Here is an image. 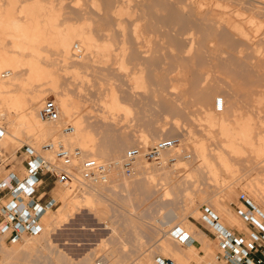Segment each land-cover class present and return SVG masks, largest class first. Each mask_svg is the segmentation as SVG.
Returning a JSON list of instances; mask_svg holds the SVG:
<instances>
[{
    "label": "rangeland",
    "instance_id": "1",
    "mask_svg": "<svg viewBox=\"0 0 264 264\" xmlns=\"http://www.w3.org/2000/svg\"><path fill=\"white\" fill-rule=\"evenodd\" d=\"M5 1L6 0H0V3L2 2V4L5 5L7 4L8 0L6 1V3ZM24 1L22 2L24 3ZM26 1L28 2V0ZM26 1L25 3H27ZM56 1L58 4L56 3ZM65 1L66 0H54L55 3H53V0H43L41 3L42 5H44L43 3H46L47 6L49 5V3L53 5L55 4V7H59H56V9L57 11L60 10V15H62V12L66 11L65 14L61 16L62 18L59 17L61 19V22L69 21L70 23L67 22L68 24L79 25V23L82 24V22L84 23V21H86V24H92H89V28L87 27V29L85 30L94 36L93 38L95 39L97 44L102 43V41L104 40L108 42L110 48L106 52L96 51L93 49L86 50L84 47L76 43V46L79 47L82 51V54L79 56V58L83 56L81 57V59L83 60L80 61H89L91 64L86 62L87 65L84 68L83 66H85V64H82L83 62L81 63V66L79 65L80 61L71 60L75 62L74 67L79 65L77 67V70L79 69L78 75H80V77L82 78H80L79 76L76 77L74 74H72L70 68H67L69 69V71L67 70V72L64 71L65 69H63V66L61 65L52 68V72L54 74L57 73L58 75L57 84L59 85H57V90L55 91H53L52 89L50 90V88L52 87L48 88L49 85L47 84L43 86L40 83H38L39 85L33 83V89L37 90L38 88H42L40 90H43L45 93H43L44 98L42 99L37 111L46 99H52L58 105L56 101L58 93L61 94L62 92L63 94L64 91L65 94H68L71 91L69 95L73 96V98L76 99L79 105L78 107L81 110L78 111H80L81 117L84 121V125L89 126L96 132V152L99 154H104V157H102V161L120 159L127 149L134 146H143L144 148L151 146L155 142L160 140L158 138H154L158 135L165 136L164 139L176 138L179 140V145L176 148L172 149L174 151L170 150L162 154L161 158L164 157L167 160V163H165V165L163 162L159 165L150 161L143 160L141 165H144L145 163L146 165H149L148 169H146L145 171L144 169H138V166H136L135 174L133 176L123 177L121 179L119 178V180L115 184H111L109 182L106 185L100 184L99 186H91V188L86 190L88 192L90 191L91 193H93L92 195H94L90 197L89 203L81 201L73 202L74 199L78 200L81 198L80 195L82 194V192L79 194H75L74 192H72L68 196V205L65 208V217L62 222H60L57 226H52V224H47L49 220H44L45 233L43 232V234H40L41 236L38 235L39 237L34 236L35 238H25L23 241H20L19 245H21V251H24L26 248H28L26 249L27 251L25 250V252H23L25 255H27L25 257V255L23 256L21 252V260H18L14 263L79 264L81 263V259H84L86 264H98V262L102 264H147L148 262L150 264H154V260L156 257L169 258L163 255L158 250V244L161 238L165 239L173 247V249L179 253L181 258L189 256L190 253L195 256L194 253L196 252L199 257L196 256V260H192L191 264H218L215 261V243L212 242V238L206 230L207 227L200 220L201 207H210L220 217L224 225H227V227L233 228L240 233H245L250 227L237 216L238 209H242V206L238 202L239 194L245 193L252 206L254 208H257V210L263 214L264 202L255 199L250 193H248V191L244 187L246 183L245 179L247 177H255V170L244 173V171H247L248 168L239 161L236 163H230V166L226 169H223L220 163V166L217 164V160L215 158L216 156L213 154H216V152L220 151L225 152L226 154L227 149L223 151L224 149L222 147V149L220 150L222 142L218 140L217 136L215 139L214 136L216 134L205 133L206 131L204 130L208 129V126L205 127L206 123L204 120V115L208 112L207 110H211L210 115L212 117V123L215 124V129L219 128L218 125H220L221 123L228 127L237 129L239 126H242L244 124L243 120L249 119L251 124L253 142L257 144V135L264 137V65H262L264 64V5L259 3L258 6H260V4L262 6L258 7L256 6L257 2L255 3L254 1V3H251V1L253 2V0H233L234 2H232V0H193L192 3L195 5H191L190 2L187 3L188 0H117L119 2H117L116 0H92V2L91 0H79L78 2L76 0ZM86 1H89L90 3ZM96 1H98V3H96ZM215 1L216 3L217 1L218 3L221 2L224 7L226 6L225 9L227 10L228 8L227 13H230V15L232 14L234 16L239 12V14L241 15V21L240 18H238V15L234 17L231 16L229 18V21H231V23L228 20L226 21V23L228 22L234 25L236 22L238 23L240 21V23H242L243 30L247 33V38L249 37V39L243 38L242 35L241 37L238 36L239 33L236 34V30L234 29L233 31L230 24H228V26L225 23H222L218 26V24H215V22H212L210 19V21L207 20L209 18L207 10L214 7ZM239 1L244 5H242V3H239ZM259 1L264 2V0ZM19 2L21 3V0ZM114 2L116 3L114 4ZM199 2L202 4V6L204 5L205 7H203L204 9L202 8L203 18L201 16H197L196 12L194 13V10L196 9ZM124 4L126 7L124 6ZM207 4H210V7H208ZM96 5H98L100 8ZM109 6H111L112 8L115 6V9H112ZM103 7L106 9V11H104L105 9H103ZM224 7H222L221 9H224ZM255 7L261 9L259 10L257 8V11ZM95 8L98 13H96V11L94 10ZM98 8L100 10V13ZM109 8L112 10V13L114 11H118L119 9H124V11H122L123 15H121L122 13L120 14L121 16L116 15L114 14L115 12L113 14H111L110 12L109 14V11H111ZM246 8H248V10ZM75 10L76 12H78L79 10L78 15ZM235 10L237 11L236 13ZM125 11H127V13H125ZM219 11V9L215 10L214 19L216 16H220ZM254 11L256 12L254 13ZM71 12L75 13L73 16L76 19L71 16L73 14ZM87 12H93V14H88ZM105 12L108 14V17H106L107 14ZM257 12L260 13L256 15ZM242 13L243 15H245V17L242 15ZM99 14H102V16H99ZM126 14L127 16L129 15V20ZM204 15L207 16V18ZM117 16L118 18H116ZM84 17V21L83 19H79ZM249 17H252L251 19L255 20L258 19L257 21H259L260 24V26L258 25V29H256V23H258L257 21H254V26L252 23V25L250 23L248 24ZM201 19L203 20L201 21ZM115 20H118L117 22L119 25L117 24V22H115ZM216 20H218V17ZM110 23H113L114 26ZM99 25L101 27V31L104 29L102 32L98 31L100 29ZM117 25L119 26V29ZM135 25H138V27ZM96 26H98L99 29L96 28ZM208 26L210 27L209 29ZM248 27L250 30L248 29ZM140 30L142 31L140 32L141 34L139 33ZM187 32H190L193 35H188ZM225 32L227 33V35ZM143 33H145L146 35H142ZM213 33H215V36ZM229 34L235 35V37L232 35L230 36ZM144 36L146 37L144 38ZM189 36H191V38H189ZM221 36L223 37L222 40ZM216 38L218 39V41ZM228 38L229 40H227ZM237 39L239 40L237 41ZM147 40L149 43H147ZM191 41L194 43H192ZM145 42L148 46H145ZM225 42L228 43L225 44ZM210 44H213L211 45L212 47L210 46ZM220 44H222L223 47ZM46 46L44 47L48 48V46ZM188 46L189 49L187 51ZM214 47L217 50H215ZM241 47L244 49L242 50ZM210 48L213 49L210 50ZM50 49L51 50L49 51H51L52 53H49L48 49H45L48 52H42L44 56H46V54L48 53L47 58H50L53 55V52H55V50L53 51L51 47ZM184 50H186L188 53ZM193 50L194 52H192ZM258 50L260 52H258ZM50 54L52 55L50 56ZM103 55L109 56V62H107L106 65L102 64ZM54 56L58 57V55L56 54ZM54 56H52L51 58L56 59V57L54 58ZM121 58H124L123 62L126 66V72H118L117 70V66L119 64L118 62H120ZM189 58L192 59L190 60ZM181 59L183 61L184 59L187 60L183 62ZM137 60L141 61L139 62ZM189 61H193L191 63L193 66L189 64ZM182 62L184 65L182 64ZM185 63H188L191 66ZM108 64L109 67L105 68L108 66ZM156 64H158L160 67H158V65ZM171 64L174 66H171ZM175 64L177 67L178 64H180L179 67L182 65L181 69L189 66L186 69L184 68L188 73H185L187 74L185 76H188L189 72L193 70L192 72H194V76L192 75V72H190V77H200L196 80H194V78L192 77L193 79L191 78L192 80L190 81V78L188 76L189 80H186L184 82L182 81L185 85L187 83H190L187 84V86H184V84L178 80L173 81L172 83L170 82L172 85H174L175 83L176 88L179 87L178 89H180V91H177L178 93L172 90L175 95L181 94L182 96H187H185V98L183 97L184 99L180 102H171L168 106L164 101L165 95L167 94L166 91L168 90L167 88L169 87H165V89L164 86L167 84L168 86L170 85L169 81L166 82V84L165 81H167V79L169 80V78H174L171 75L177 76V72L180 68L177 70V72H175ZM69 65L71 66V64ZM140 65L141 67H138ZM256 66L258 68H260V66L261 68H263L257 69ZM190 67H193V69ZM166 68L167 71H165ZM188 68H190V70H188ZM169 69L172 71L170 73V77L168 78V72H170ZM198 69H203L201 70V74L203 72L206 73H204L202 76L200 72H197ZM153 70H155L156 72ZM160 70L162 72L165 71V76H156L155 74V77H165V80L162 79L165 84H163L164 86H158L157 82H153L155 78L154 73H162L160 72ZM183 72L186 71L183 70ZM259 72L263 75L261 74L260 76ZM4 74L6 73H3V75ZM196 74L198 75L195 76ZM178 76L177 77L179 78V80H181L180 75ZM74 77L78 79L76 80V78ZM130 77H141L142 84H144L142 85L143 87L131 90L130 86H132V83L130 84ZM73 79L75 80L73 81ZM155 79L157 81V78ZM200 80H202V83ZM127 81L129 82L127 83ZM179 83H182L181 87L183 88H180V85L177 86V84ZM70 85L72 87H70ZM111 89H115L120 95L131 93L130 95L133 96L132 103H130L132 106L129 107L130 114L126 117L120 114L116 125L112 123V119L103 120V116L100 115L102 111H104V103L107 100L105 94ZM122 91H124L125 93H122ZM171 93L172 92H170V95ZM175 95L172 97H176ZM217 98L222 99V111L226 113L225 115H220L221 111L219 112V110L215 109L214 102ZM61 118L62 116L60 115V119ZM62 122H64V124L68 123L66 121ZM238 123L241 124L239 125ZM68 124L73 126L71 123ZM44 125L46 129H52L55 134L52 137L47 138L45 141L42 140L43 142H36L32 138L27 139L26 134L23 133V131H19L17 134H15L16 141L12 146L7 145L6 143H4L6 141L1 140L0 148L3 149V158L5 159V164H8L9 167L12 168L17 169V166H19V168L22 167L23 169L24 166L21 165V161L26 157L24 154V148H26L27 146H30L40 152L41 147H43V145L49 141H55L58 139L62 140L64 138L68 140L66 136L63 137L64 135L61 136V134H59L60 128L58 125H50V123H45ZM52 125L58 128L55 129L56 127H53ZM0 127L3 128L5 134H8L9 124L4 119V117L0 118ZM58 129L59 132H57ZM143 135L147 136L146 140L149 141L148 143H146V145L145 141L140 138ZM202 135H204V137ZM208 136L209 138H207ZM214 140L218 142H215ZM201 141L203 142V144L201 143ZM199 145H204L205 150L207 147H209V149L207 148V150H210L211 153L210 151L207 152V150L205 151V153L207 154L210 162H215L213 163V165H215V169H220L216 182L212 181V178L208 177L207 174H205L203 171H199L197 169V164L199 163H197L198 160L196 157L197 155L195 147ZM72 147L80 148L78 146ZM213 149H217L218 151L216 150L215 152V150ZM80 150L82 151L81 148ZM248 150L250 149L248 148ZM181 151L189 154L190 158H183ZM173 152L176 153L175 155L178 154V156H175ZM245 154L246 156L249 155L248 152ZM228 155L229 154L227 153L225 157H227ZM213 156H215V159L211 161ZM229 158L227 157V159ZM0 170L3 174H5V169L3 168V166H1ZM160 170H167L166 173H168L169 177H167V174H165V172L164 174L162 171L160 172ZM177 170L179 172H177ZM155 171L160 175L162 173L161 177L164 175L163 180L165 179V176L167 177L166 179L170 178V184L176 182L178 183V185L175 187L169 185L171 186L169 187L171 195L166 200H162L160 198L161 193L160 191H157L158 186L156 188L154 187V185H152L151 187H147L145 185V181L147 182V175L152 173L155 176ZM174 172L177 173L175 174ZM242 173H244L245 175ZM178 174L182 176L178 177ZM220 174L221 177L219 176ZM242 175L244 177L246 175L248 176L243 179ZM158 177L156 176L157 179L160 178ZM160 179L161 181H163L162 178ZM112 185L114 186L111 187ZM228 185H231L230 187H232L233 189H235L234 191H236L235 196L233 195L234 197H232L233 199H226L225 197L224 192ZM66 189L67 187H62L57 184L43 188L42 192L49 193V191H51L50 193L53 197H55L57 205H60L61 200L58 198V193H61ZM147 190H150V192H148ZM217 201H224L226 207L229 208L231 215L222 216L220 213H218L214 206L215 202ZM170 214L174 216V220L172 221V223H170L169 226H164L163 223H165L167 219L169 220V217L171 218ZM260 221L264 223V215ZM185 226H188V228L192 229L194 234L201 233L202 235H204V245L206 246H200V243L196 241L193 246H195L197 250L195 252H191L190 248L181 246L180 244L175 242L172 237L169 236V231L172 230V228L179 227L182 228V230H185ZM164 233L165 236H163ZM36 237L38 238L36 239ZM28 239H32V241L28 242ZM32 242H34L35 244H33ZM1 243L7 249H11L13 246V244L11 243H4L0 240V244ZM31 243L33 246L30 245ZM27 244L28 246H26ZM209 246H211L214 250L213 254H210L209 250L207 249ZM24 247L26 248L24 249ZM23 257H25L26 259H24ZM143 260H146L148 262L146 263V261L144 262ZM172 261L174 264H186L181 260Z\"/></svg>",
    "mask_w": 264,
    "mask_h": 264
},
{
    "label": "bare ground",
    "instance_id": "2",
    "mask_svg": "<svg viewBox=\"0 0 264 264\" xmlns=\"http://www.w3.org/2000/svg\"><path fill=\"white\" fill-rule=\"evenodd\" d=\"M2 1V0H1ZM7 1V0H6ZM5 1V3H6ZM20 0H8L7 4H2V2L0 3V118L1 117H4V119L8 122L9 124V128H8V134H3L1 140H4L6 142L7 145H14L15 143V134H17L19 131H23V133L26 134V138L27 139H34L36 142L38 141H45L47 138L49 137H52L55 132L52 130V129H46L44 126V121H42L40 118H39V115H38V107L42 101V99L44 98V91L43 90H40L42 88H38L37 90L33 89L32 87H34L33 83H40L42 84L43 86L44 85H49V87H52L50 88V90L52 89L53 91L57 90V80H58V75L57 73H53L52 72V68L54 67H57V66H63V69H65L64 71L67 72V70L69 71V69L67 68H70V71L72 72V74H74L76 77H80L79 72L77 70V67L79 65H81V63L83 61H80V60H83L81 59V56L79 58V55L76 54V50H74V47L76 46V43H78L80 46L84 47L86 50H96V51H101V52H106L109 50L110 46L108 44L107 41H102V43L100 44H97L95 39L93 38L94 36L91 35L88 31H86L85 29H87V27L89 28V24L88 21L86 24V21H84L85 17L84 18H79V19H83L84 23L82 22V24L79 23V25H75V24H68L67 22H61L60 18L63 14H65V12H62V15H60V10L57 11L56 7L53 5V4H50L47 6L46 3H43L44 5H42V1L40 2L39 0H28L27 3H25L24 0H21V3L19 2ZM24 1V3L22 2ZM60 1V0H59ZM67 1V0H66ZM65 1V2H66ZM77 2L79 0H76ZM90 1V0H89ZM89 1H86V2H89ZM95 1V0H94ZM114 1V0H113ZM112 1V2H113ZM117 1V0H116ZM187 1V0H186ZM193 0H188V2L191 3V5H195L192 3ZM201 1V0H200ZM212 1V0H210ZM220 1V0H219ZM225 1V0H224ZM230 1V0H229ZM238 1V0H237ZM240 1H243V0H240ZM239 3H242L240 2ZM251 1V0H250ZM255 3L257 2V5H259V3H261L262 5H264V2L263 1H257V0H253V2L251 1V3ZM51 2V1H50ZM92 2V0H91ZM110 2V1H109ZM119 2V1H117ZM232 2H234L232 0ZM231 2V3H232ZM20 3V4H19ZM52 3V2H51ZM53 3L54 0H53ZM57 3V1H56ZM64 3V1H63ZM90 3V2H89ZM96 3H98V1H96ZM116 2H114L115 4ZM186 3V4H187ZM195 3V1H194ZM210 3V2H209ZM225 3V2H224ZM229 3V2H228ZM236 3V1H235ZM234 3V4H235ZM20 6H19V5ZM23 4V5H21ZM58 4V3H57ZM61 4V3H60ZM76 4V3H75ZM86 4V3H85ZM92 4V3H91ZM104 4V3H103ZM107 4V3H106ZM120 4V3H119ZM214 7L211 8V9H208L207 7V11H208V14L207 16L209 17L207 20L208 21H212V22H215V24H230L231 21H229L230 17L233 16L232 14L230 15V13H227V10L225 9V7L221 4V2L214 3ZM221 4V5H220ZM226 4V3H225ZM248 4V3H247ZM260 4V6H262ZM78 5V4H77ZM94 5V4H93ZM121 5V4H120ZM119 5V7H120ZM188 5V4H187ZM208 7H210V4H207ZM229 5V4H228ZM227 5V6H228ZM242 5H244L242 3ZM255 5V4H254ZM60 6V5H59ZM76 6V5H75ZM86 6V5H85ZM98 6V5H96ZM94 6V7H96ZM100 6V4H99ZM98 6V7H99ZM106 6V5H105ZM125 6V4H124ZM206 6V5H205ZM224 7V9H221L222 7ZM238 6V5H237ZM240 6V5H239ZM258 6V7H260ZM55 7V8H54ZM69 7V6H68ZM88 7V6H87ZM93 7V8H94ZM108 7V6H107ZM111 7V6H109ZM115 7V6H114ZM113 7V8H114ZM122 7V6H121ZM126 7V6H125ZM130 7V6H129ZM187 7V6H186ZM204 5L202 6V4L199 2L196 9L194 10V13L196 12V15L197 16H201L202 17V10L205 8H203ZM229 7V6H228ZM234 7V6H233ZM250 7V6H249ZM257 7V8H258ZM59 8V7H57ZM65 8V7H64ZM74 8V7H73ZM77 8V7H76ZM86 8V7H85ZM100 8V7H99ZM98 8V10H99ZM112 8V7H111ZM112 8V9H113ZM123 8V7H122ZM185 8V7H184ZM203 8V9H202ZM238 8V7H237ZM236 8V9H237ZM256 8V7H255ZM256 8V10H257ZM69 9V8H68ZM84 9V8H83ZM90 9V8H89ZM87 9V10H89ZM92 9V8H91ZM103 9H105L103 7ZM110 9V8H109ZM115 9V8H114ZM127 9V8H126ZM220 10L219 13H220V16H216L215 19H214V16H215V10ZM232 9V8H230ZM248 10V8H246ZM253 9V8H252ZM259 10L261 8H258ZM63 10V9H62ZM61 10V11H62ZM80 10V9H79ZM78 10V12H79ZM82 10V9H81ZM96 11V8L94 9ZM93 10V11H94ZM102 10V9H101ZM111 10V9H110ZM234 10V9H233ZM241 10V9H240ZM70 11V10H68ZM83 11V10H82ZM81 11V12H82ZM103 11V10H102ZM106 11V9L104 10ZM109 11V10H108ZM122 11H124V9H119L118 11H114L113 13L116 14V15H120L122 13ZM206 11V12H207ZM239 11V10H238ZM253 11V10H252ZM258 11V10H257ZM74 12V11H73ZM71 12V13H73ZM76 12V10H75ZM78 12L77 15H78ZM80 12V13H81ZM84 12V11H83ZM113 14L112 13V10L109 11V14ZM237 11L235 10V13ZM244 12V10H243ZM256 11H254L255 13ZM85 13V12H84ZM88 13V12H87ZM93 14V12H91ZM90 12L88 14H91ZM96 13H98V11H96ZM99 13H100V10H99ZM106 13V12H105ZM125 13H127V11H125ZM124 13V14H125ZM218 13V12H217ZM216 13V14H217ZM234 13V12H233ZM234 13V14H235ZM260 13V12H257L256 15ZM75 13H73L71 16H73ZM107 14V13H106ZM129 14V13H128ZM76 15V17H77ZM87 15V14H86ZM123 15V13L121 14ZM120 15V16H121ZM131 15V13H130ZM218 15V14H217ZM238 18H240V21H241V15L238 13H236V15L234 16H238ZM243 15V13H242ZM69 16V15H68ZM84 16V15H83ZM99 16H102V14ZM115 16V15H113ZM127 16V14H126ZM134 16V15H133ZM205 16V15H204ZM207 16H205L207 18ZM233 16V17H234ZM245 17V15H243ZM260 16V15H258ZM67 17V16H66ZM79 17V16H78ZM81 17V16H80ZM105 17V16H104ZM108 17V14L107 16ZM125 17V16H124ZM204 17V18H205ZM218 17V20H216ZM62 18V17H61ZM69 18V17H68ZM72 18V17H70ZM74 18V16H73ZM96 18V17H95ZM101 18V17H100ZM118 18V16L116 17ZM121 18V17H119ZM128 20L130 19L129 18V15L127 16ZM203 18V17H202ZM252 18V17H251ZM249 17V20H248V24L252 23L253 26H254V23L258 20H255V19H251ZM255 18V17H254ZM64 19V18H63ZM76 19V18H74ZM89 19V18H88ZM94 19V18H93ZM113 19V18H111ZM110 19V20H111ZM198 19V17H197ZM210 19V20H209ZM214 19V20H213ZM226 19V20H225ZM67 20H71V19H67ZM109 20V19H108ZM126 20V19H125ZM203 19H201L202 21ZM229 21L230 23H226V21ZM65 21V20H64ZM74 21V20H73ZM91 21V20H90ZM89 21V22H90ZM118 21V20H117ZM115 20V22H117ZM240 21L237 23H235L234 25L230 24V26L232 27V30L234 31V29L236 30V34L239 33L238 36L241 37V35L243 36V38H247V33L243 30V26H242V23H240ZM247 21V20H245ZM255 21V22H254ZM75 22V21H74ZM73 22V23H74ZM78 22V21H77ZM76 22V23H77ZM112 22V21H111ZM122 22V21H121ZM119 22V23H121ZM140 22V21H139ZM233 22V21H232ZM258 23L257 24V28L260 26L259 24V21H257ZM70 23V22H69ZM72 23V21H71ZM99 23V22H98ZM205 23V22H204ZM208 23V22H207ZM261 23V22H260ZM94 24V23H93ZM96 24V23H95ZM102 24V23H101ZM111 24V23H110ZM118 24V22H117ZM209 24V23H208ZM214 24V23H213ZM251 24V25H252ZM262 24V23H261ZM92 25V24H90ZM113 25V23L111 24ZM119 25V24H118ZM117 25V26H118ZM140 25V24H139ZM225 25V26H226ZM247 25V24H246ZM259 25V26H258ZM114 26V25H113ZM138 27V25H135ZM211 26V25H210ZM213 26V25H212ZM223 26V25H222ZM229 26V25H228ZM100 27V25H99ZM190 27V26H189ZM217 27V25H216ZM230 27V28H231ZM96 28H98V26H96ZM210 27L208 26V29ZM219 28V27H218ZM221 28V27H220ZM227 28V27H226ZM229 28V27H228ZM99 29V28H98ZM118 29H119V26H118ZM207 29V28H206ZM224 29V27H223ZM249 29V27H248ZM253 29V27H252ZM255 29V30H256ZM104 30V29H103ZM102 30V31H103ZM144 30V28H143ZM250 30V29H249ZM98 31H101V27ZM101 31V32H102ZM106 31V30H105ZM123 31V30H122ZM136 31V30H135ZM216 31V30H215ZM213 31V32H215ZM219 31V29H218ZM217 31V32H218ZM247 31V30H246ZM100 32V33H101ZM142 32L141 30L139 31V33ZM222 32V31H220ZM251 32V31H250ZM258 32V31H257ZM106 33V32H105ZM188 33V32H187ZM226 33V32H225ZM224 33V34H225ZM230 33V32H229ZM249 33V32H248ZM255 33V32H254ZM108 34V33H107ZM141 34V33H140ZM145 33H143L142 35H144ZM191 34L190 32L188 33V35ZM214 36H215V33H213ZM257 34V33H256ZM137 35V34H136ZM146 35V34H145ZM193 34H191L192 36ZM195 35V34H194ZM218 35V34H217ZM221 35V34H220ZM219 35V36H220ZM227 35V33H226ZM230 36L232 34H229ZM105 36V34H104ZM109 36V35H108ZM135 36V35H134ZM141 36V35H140ZM139 36V37H140ZM150 36V35H149ZM187 36V34H186ZM191 36H189V38H191ZM218 36V37H219ZM224 36V35H223ZM235 37V35H232ZM236 36V37H238ZM146 36H144L145 38ZM222 37V36H221ZM142 38V37H141ZM143 38V39H144ZM140 39V38H138ZM151 39V38H149ZM196 39V38H195ZM217 39V38H216ZM223 39V37L221 38V40ZM226 39V38H225ZM233 39V37H232ZM249 39V37L247 38ZM253 39V38H252ZM146 40V39H145ZM144 40V41H145ZM193 40V39H192ZM220 40V39H219ZM229 40V38L227 39ZM239 39H237L238 41ZM257 40V39H256ZM136 41V40H135ZM143 41V40H141ZM152 41V40H150ZM189 41V40H188ZM194 41V40H193ZM210 41V40H209ZM218 41V39H217ZM247 41V40H246ZM140 42V41H139ZM192 42V41H191ZM214 42V41H213ZM222 42V41H221ZM231 42V41H230ZM144 43V42H143ZM147 43L148 40H147ZM151 43V42H150ZM189 43V42H188ZM187 43V44H188ZM194 43V42H192ZM212 43V42H211ZM218 43V42H217ZM224 43V42H223ZM228 43V42H225V44ZM232 43V42H231ZM146 44V42H145ZM144 44V45H145ZM242 44V43H240ZM251 44V43H250ZM48 46V48H45L44 46ZM143 45V46H144ZM190 45V44H189ZM192 45V44H191ZM213 45V44H210V46ZM219 45V44H217ZM216 45V46H217ZM222 46V44H220ZM229 45V44H227ZM246 45V44H245ZM46 46V47H47ZM140 46V45H139ZM145 46H148L147 44ZM151 46V44H150ZM185 46V45H184ZM194 46V44H193ZM208 46V45H206ZM219 46V47H221ZM225 46V45H224ZM44 47V49H43ZM50 47L52 48V50L55 52H53V55L50 54V56H54L55 54L58 55V57L54 56V58L56 57V59H53V58H47V54L46 56H44V54L42 52H48L50 49ZM212 47V46H211ZM223 47V46H222ZM143 48V47H141ZM184 48V47H183ZM194 48V47H193ZM218 48V47H217ZM225 48V47H224ZM242 48V47H241ZM239 48V49H241ZM254 48V47H253ZM48 49V51L46 50ZM189 49V46L187 48V51ZM191 49V47H190ZM213 49V48H210V50ZM215 50H217L215 47H214ZM238 49V50H239ZM244 48H242L243 50ZM256 49V48H255ZM45 50V51H43ZM209 50V49H208ZM253 50V49H252ZM186 51V50H184ZM183 51V52H184ZM186 51V52H187ZM219 51V50H218ZM51 51H49L50 53ZM82 52V51H81ZM194 52V50L192 51ZM210 52V51H209ZM213 52V50H212ZM216 52V51H214ZM254 52V51H253ZM258 52H260L258 50ZM52 53V52H51ZM185 53V52H184ZM183 53V55H184ZM188 53V52H187ZM211 53V52H210ZM240 53V52H239ZM43 54V55H42ZM192 54V53H191ZM254 54V53H252ZM194 55V54H193ZM256 55V54H255ZM123 57V55H122ZM190 57V56H189ZM143 58V57H142ZM182 58V57H181ZM185 58V57H184ZM53 59V60H52ZM109 59V56L108 55H103L102 57V64H107V62ZM124 59V58H123ZM123 59L121 58L120 59V62H118V66H117V70L118 72H124L126 69H125V63L123 62ZM136 59V58H135ZM190 59V58H189ZM192 59V58H191ZM190 59V60H191ZM71 60H77V61H80L79 65L74 67V64L75 62L71 61ZM86 60V59H85ZM177 60V59H176ZM182 60V59H181ZM187 60V59H184V61ZM260 60V58H259ZM258 60V61H259ZM76 61V62H77ZM119 61V60H118ZM139 61V60H137ZM135 61V62H137ZM141 61V60H140ZM139 61V62H140ZM167 61V60H166ZM183 61V60H182ZM183 61V62H184ZM209 61V60H208ZM254 61V60H253ZM72 62V63H71ZM85 62V61H84ZM82 63V64H85V66H83L84 68L86 67L87 63H90L89 61H86L85 63ZM92 62V61H91ZM96 62V61H94ZM134 62V61H133ZM181 62V61H180ZM182 62V64H183ZM187 62V61H186ZM190 62V61H189ZM193 62V61H192ZM192 62H190L189 64H191ZM257 62V61H255ZM262 62V61H260ZM78 63V62H77ZM178 63V62H176ZM71 64V66L69 65ZM91 64V63H90ZM110 64V63H109ZM109 64L107 67L105 68H108L109 67ZM142 64V63H140ZM150 64V63H149ZM155 64V63H154ZM153 64V65H154ZM167 64V62H166ZM174 64V63H173ZM181 64V63H180ZM178 64V67H174L176 68V70H174L175 72H177V76L180 75V79L179 80V76H173L171 75V71L169 69L170 72L169 73V76H167L168 78L170 77V75L174 78H169V80L167 79V81H165V84L166 82L169 81V86L168 84L165 85L163 80L165 77L161 78V77H155V74L156 76H163L165 74V71H167V68L164 72H162L160 70V72L162 73H154V77L157 78V81L156 79L154 78V81L153 82H157L158 83V86H164V88L166 87H169L167 88L169 90V93H168V90L166 91V95H165V103L169 106V104L173 101H176L177 102H180L181 100H183L185 98V96L187 95H181V94H177L175 95L174 91H180V89H178L179 87L176 88L175 86V83L174 85H172L171 83L173 81H180V82H184L186 80H189L190 78V81L194 78V72H192V77H190V72H189V78L188 76H185L187 75V70H185L187 67L191 66L189 65L188 63H185V64H188L189 66L187 67H184L183 69H181L182 65L179 67ZM252 64V63H251ZM258 64V63H257ZM260 64V63H259ZM262 64V63H261ZM139 65V64H138ZM158 65V64H156ZM184 65V64H183ZM206 65V64H205ZM204 65V66H205ZM264 65V64H262ZM67 66H70V67H67ZM82 66V65H81ZM137 66V65H136ZM143 66V65H142ZM148 66V65H147ZM152 66V65H151ZM170 66V65H169ZM171 66H174L171 64ZM193 66V65H192ZM198 66V65H197ZM196 66V67H197ZM255 66V65H254ZM82 67V68H83ZM138 67H141L138 66ZM158 67H160L158 65ZM163 67V66H162ZM164 67H165V64H164ZM257 67V66H256ZM254 67V68H256ZM72 68V69H71ZM81 68V67H80ZM170 68V67H169ZM193 69V67H190ZM190 68H188V70H190ZM198 68V67H197ZM200 68V67H199ZM205 68V67H204ZM203 68V69H204ZM209 68V66H208ZM251 68V67H250ZM261 68V66H260ZM257 67V69H260ZM263 68V67H262ZM261 68V69H262ZM159 69H162V68H159ZM201 69V70H203ZM104 70V69H103ZM108 70V69H107ZM186 71V72H183ZM196 70V68H195ZM199 70V69H198ZM197 72H200L201 74V70H199ZM208 70V69H206ZM155 71V70H153ZM159 71V70H158ZM210 71V70H208ZM261 71V70H260ZM78 72V73H77ZM126 72V71H125ZM156 72V71H155ZM3 73H6L3 75ZM187 73V74H185ZM206 73V72H203L201 75L203 76V74ZM209 73V72H208ZM260 73V72H259ZM77 74V75H76ZM126 74V73H125ZM134 74V73H133ZM167 74V73H166ZM174 74V73H173ZM199 74V75H200ZM213 74V73H212ZM262 73H260V76H261ZM73 75V76H74ZM198 74H196L195 76H197ZM206 75V74H205ZM204 75V76H205ZM259 75V74H258ZM263 75V74H262ZM7 76V77H6ZM165 76V75H164ZM182 76V78H181ZM5 77V79H4ZM74 77V78H76ZM200 77V76H199ZM197 77V78H199ZM82 78V77H80ZM79 78V80H80ZM188 78V79H187ZM192 78V79H191ZM197 78H194V80H196ZM204 78V77H203ZM262 78V77H261ZM78 78H76L77 80ZM183 79V80H182ZM201 79V78H200ZM207 79V78H206ZM209 79V77H208ZM72 80V79H71ZM75 79H73L74 81ZM83 80V79H82ZM81 80V81H82ZM153 80V78H152ZM165 80V79H164ZM205 80V79H204ZM72 81V82H73ZM129 81H130V84L132 83V86H130L131 90H134V89H139V88H142L144 84H142V81H141V77H130L129 78ZM127 81V83L129 82ZM132 81V82H131ZM177 81V82H178ZM190 81H187V82H190ZM201 83H202V80H200ZM208 81V80H207ZM217 81V80H216ZM44 84H43V83ZM171 82V83H170ZM176 82V83H177ZM182 82V83H183ZM185 82V83H187ZM59 83V82H58ZM69 83V82H68ZM71 83V81H70ZM74 83V82H73ZM121 83V81H120ZM182 83H179L177 84V86L180 85V88H183L181 87L182 86ZM241 83V82H240ZM75 84V83H74ZM78 84V83H77ZM156 84V83H155ZM164 84V85H163ZM184 84V83H183ZM187 84H190V83H187ZM187 84L184 86H187ZM192 84V82H191ZM205 84V83H204ZM39 85V84H38ZM68 85V84H67ZM76 85V84H75ZM119 85V84H118ZM122 85V84H121ZM124 85V84H123ZM126 85V84H125ZM157 85V84H156ZM239 85V83H238ZM27 86V87H26ZM41 86V85H40ZM78 86V85H77ZM128 86V84H127ZM175 86V87H174ZM197 86V85H196ZM37 87V86H36ZM35 87V88H36ZM70 87H72L70 85ZM68 88V87H67ZM165 88V89H166ZM241 88V87H240ZM59 89V88H58ZM171 89V91H170ZM121 90V89H120ZM125 91V90H124ZM122 91V93L124 92ZM182 91V90H181ZM184 91V90H183ZM61 92V91H60ZM66 92V91H65ZM71 92V91H70ZM69 92V93H70ZM170 92L172 96H176V97H172L170 95ZM200 92V91H199ZM57 93V91H56ZM54 93V94H56ZM68 93V92H67ZM68 94H65L64 91H63V94L61 92V94L58 93L57 95V103H58V108H59V112H60V115L62 116L61 118V121H66L68 123H71L73 126V132L70 133V134H67V135H64L63 137H67V139H62V141H64V144L66 146H69V147H72V146H78L82 149V151L85 153V156H88V157H91L93 159H96V160H100L102 161V157H104V154H99L96 152V143H95V140H96V132L91 129L89 126H85L84 125V121L81 117V114H80V108L78 107V103L76 101L75 98H73V96H70ZM121 93V92H120ZM125 93V92H124ZM130 93V92H129ZM160 93V92H159ZM178 93V92H177ZM180 93V92H179ZM45 94V93H44ZM52 94V93H51ZM131 94V93H130ZM130 94H124V95H120L118 93V91H116L115 89H111L110 91H108L105 96L107 97V100L106 102L104 103V111H102V113L100 115L103 116V120H108V119H112V123L114 125H116L118 119H119V116L120 114L124 115L125 117L128 116L130 114V109L129 107H131L132 105L130 103H132V100H133V96H131ZM53 95V94H52ZM72 95V94H71ZM182 97H181V96ZM46 96V95H45ZM54 96V95H53ZM136 97V96H135ZM184 97V98H183ZM175 98V99H174ZM208 100V99H207ZM205 102V101H203ZM137 103V102H136ZM215 103V102H214ZM206 104V103H205ZM208 104V103H207ZM42 105V104H41ZM223 105V104H222ZM207 106V105H206ZM84 107V106H83ZM82 109V108H81ZM216 109V108H215ZM80 110V111H78ZM208 111V112H207ZM204 115V120H205V127H207L208 129L204 130L206 131L205 133L207 134H216L214 137L216 139V136L218 138V140L220 142H222L220 145V150L222 149L223 147V151H225L227 149V153L229 154L227 157L229 159H227V157H225L227 155V153L225 154V152H216L217 149H213L215 150L216 154H213L215 156L212 157V160L216 158L217 160V164L219 165V163L222 165L221 167H223V169H226L227 167L230 166V163H236V162H241L243 165H245V167L248 168L247 171H244V173L248 172V171H253L255 170L256 171V175L254 174L255 177H247L248 175H246L245 177L243 176V179H245V189L248 191V193H250L255 199H258L262 202H264V137L260 136V135H257V144H255L253 142V136H252V130H251V124H250V120L249 119H245L243 120L244 124L242 126H239L237 129L233 128V127H228L226 125H224L223 123H221L219 126V128L215 129L214 128V123H212V117L210 115V112L211 110H207ZM221 111V112H220ZM220 115H225L226 113L222 111V108L220 110ZM218 113V112H217ZM104 114H107V115H104ZM219 114V113H218ZM63 119V120H62ZM64 124V122H63ZM62 124V125H63ZM239 125L241 123H238ZM51 125V124H50ZM46 126H49V125H46ZM53 126V125H52ZM53 127H56V126H53ZM58 127H56L55 129H57ZM214 128V129H212ZM202 131V130H201ZM59 132V129L58 131ZM203 133V132H202ZM60 134V133H59ZM205 135V134H204ZM204 135H202L204 137ZM62 136V135H61ZM155 136V135H154ZM153 136V137H154ZM211 136V135H209ZM209 136L207 138H209ZM62 137V138H63ZM152 137V138H153ZM165 136H162V135H158V136H155L154 138H158L160 140L164 139ZM141 139H143L145 141V145L146 143H148L149 141L146 140L147 136L143 135L140 137ZM213 138V136H212ZM211 138V140H212ZM0 140V141H1ZM42 141V142H43ZM215 141V140H214ZM215 142H218V141H215ZM201 143L203 144V142L201 141ZM22 144V143H21ZM38 147V146H37ZM207 147V146H205ZM79 148V149H80ZM209 149V147H207ZM206 148V150H207ZM214 148V147H213ZM217 148V147H216ZM219 148V146H218ZM248 148L250 150H248ZM195 150H196V157H197V169L199 171H203L205 174H207L208 177H211L212 178V181L216 182V180L218 179V174L220 172V169L217 170L215 169V165H213V163L215 162H210L207 154L205 153V148H204V145H199V146H196L195 147ZM37 151V150H36ZM174 151V150H172ZM177 151V149H176ZM210 151V150H207V152ZM218 151V150H217ZM215 152H212V153H215ZM248 152V156H246L245 153ZM165 153V152H164ZM174 153V152H173ZM211 153V151H210ZM209 153V154H210ZM231 153V154H230ZM44 154V153H43ZM176 153H174L175 155ZM245 154V155H244ZM46 157H50V154L48 152H46L44 154ZM212 155V154H211ZM231 155V156H230ZM244 155V156H243ZM169 156V155H168ZM172 156V155H171ZM175 156H178L175 155ZM215 157V158H214ZM162 157V162L164 163H167L166 161V158ZM170 160V159H169ZM219 160V162H218ZM142 161L139 162L137 164V168L138 169H144V171L146 169H148V164L146 165V163L143 165H141ZM178 165V164H177ZM163 166V165H162ZM172 166V165H171ZM179 166V165H178ZM220 166V165H219ZM174 167V166H173ZM176 167V166H175ZM180 167V166H179ZM244 167V168H245ZM153 168V167H151ZM160 168V167H159ZM219 168V167H218ZM178 169V167H177ZM242 169V168H240ZM246 169V168H245ZM222 170V169H221ZM162 170H160L161 172ZM150 172V171H149ZM159 172V173H160ZM163 174L165 172V174H167V177L168 176V173L167 170L166 171H162ZM169 172V171H168ZM177 172H179L177 170ZM176 172V173H177ZM25 173V168H24V172L22 173L21 176H23ZM118 172L117 171H114L111 178H110V183L111 184H115L119 178H118ZM156 174H158V172H154ZM175 173V172H174ZM175 173V174H176ZM242 173V174H244ZM146 174V173H145ZM152 174V173H151ZM148 174L147 175V182L145 181V185L147 187H151L152 185H154V187L157 188V191H160L161 193V196L160 198L162 200H166L168 199V197L171 195V192L169 191V187H175L178 185V183H172L170 184L171 182V179L168 178L166 179L167 177L165 176V179L163 180L164 178V175L161 177L160 174L156 175L155 176L152 174ZM181 174V173H180ZM178 174V177L182 176ZM248 174V173H247ZM160 175V176H159ZM245 175V174H244ZM146 176V175H145ZM156 176L162 178L163 181H161V179H157ZM221 177V174L219 175ZM145 178V177H144ZM185 178V177H184ZM225 178V177H224ZM158 181H157V180ZM176 179V178H175ZM182 179V178H181ZM176 181V180H175ZM210 183V182H209ZM212 183V182H211ZM143 184V183H142ZM158 184V185H157ZM100 184H98L99 186ZM141 185V184H140ZM144 185V186H145ZM171 185V186H169ZM95 186V185H93ZM114 185H112L111 187H113ZM231 186V185H230ZM229 185L227 186L226 190H225V197L226 199H231L232 197L235 196V193L236 191H234L235 189H233L232 187H230ZM145 187V188H147ZM91 188L88 187V188H84L83 191H82V194L80 195L81 198L80 199H74L73 202H85V203H89L90 201V197L91 196H94L92 195L93 193H91L90 191H86L87 189ZM143 188V187H142ZM69 188H67L65 191L61 192V193H58V198L61 200V204L60 205H57V203L54 205V207L51 209V210H48L46 212V214L43 216L42 218V222L43 224L45 223L44 220L47 219V224H52V226H57L60 222H62V220L64 219L65 217V208L66 206L68 205L67 203V200H68V196L73 192L72 190L70 191V189L68 190ZM150 189V188H149ZM155 189V188H154ZM156 190V189H155ZM54 191V189H53ZM148 191V190H147ZM145 191V192H147ZM86 192V193H85ZM150 192V190L148 191ZM185 192V191H184ZM76 194V193H75ZM234 195V196H233ZM76 196V195H74ZM75 198V197H74ZM233 199V198H232ZM73 200V199H72ZM76 200V201H75ZM257 200V201H258ZM259 201V202H260ZM215 206V209L218 211V213H220L222 216H229L231 215V212L229 210V208L226 207V204L224 201H217L215 202L214 204ZM213 210V209H212ZM214 211V210H213ZM251 212V215L257 220V221H260L261 218L263 217V213H261L260 211L257 210V208H254L253 211H250ZM169 216V215H168ZM171 218L169 217V220L167 219V221L165 223H163L164 226H169L170 223H172V221L174 220V216L172 214H170ZM201 216V215H200ZM238 216V215H237ZM219 217V216H218ZM234 217V216H233ZM239 219H241L239 216H238ZM220 219V217H219ZM243 222L244 220L241 219ZM188 222V221H187ZM220 223L223 225V226H226L227 225H224L222 220L220 219ZM233 223V222H232ZM245 223V222H244ZM192 224V223H191ZM193 225V224H192ZM243 226V225H242ZM230 228V227H228ZM182 230V228H180ZM230 229H233V228H230ZM47 231V230H46ZM185 233H187L190 237H192L195 242L198 241L200 243V246H203L204 245V242H205V239H204V235H202L201 233H197V234H194L192 229L188 228V226H185V230H183ZM43 232L45 233V229L43 230ZM43 232L41 234H43ZM50 234V233H49ZM41 236V235H39ZM38 236V237H39ZM165 236V233L164 235ZM36 237V239L38 238ZM35 238V237H34ZM2 241V240H1ZM31 240L28 239V242H31ZM27 242V241H26ZM35 242V241H34ZM34 242H32L33 244H35ZM32 243L30 244L31 246ZM172 243V242H171ZM25 244V243H24ZM23 245V244H22ZM28 246V244L26 245ZM30 246V247H31ZM206 246V245H204ZM21 245H19V242L17 243H13V246L11 249H7L6 247H4L2 245V243L0 244V257H1V260H0V264H16L14 262L18 261V260H21L20 258H22V254L23 256L25 255L23 252H25L26 247H24V251L22 250L21 251ZM32 248V247H31ZM207 248V247H206ZM35 249V248H34ZM210 252V254H213L214 253V250L212 249L211 246H209L207 248ZM30 250V249H29ZM158 250L165 256L169 257L170 259L172 260H177V261H183L184 263L186 264H191V261L192 260H196V256L199 257L198 254H196V247L195 246H192L190 247V251L191 252H195V256L193 254L190 253L189 256H185L184 258H181V256L179 255V253L173 249V247L165 240V239H161L160 238V242L158 244ZM27 251V250H26ZM22 252V254H21ZM30 252V251H29ZM157 253V252H156ZM27 255V254H26ZM25 255V257H26ZM107 256V255H106ZM25 257H23L24 259H26ZM104 257V256H103ZM146 257V256H145ZM148 257V256H147ZM106 258V257H105ZM148 259V258H147ZM149 260V259H148ZM23 261V260H22ZM144 261V260H143ZM146 261V260H145ZM144 261V262H145ZM81 263L79 264H86L85 260L84 259H81L80 261ZM148 261H146L147 263ZM149 263V262H148ZM147 263V264H148ZM150 264V263H149Z\"/></svg>",
    "mask_w": 264,
    "mask_h": 264
},
{
    "label": "built area",
    "instance_id": "3",
    "mask_svg": "<svg viewBox=\"0 0 264 264\" xmlns=\"http://www.w3.org/2000/svg\"><path fill=\"white\" fill-rule=\"evenodd\" d=\"M74 50L77 55L82 54L79 47L75 46ZM214 106L220 111L222 99L217 98ZM38 115L45 123L58 125L61 135L73 132L70 124L61 121L58 105L52 99L42 103ZM3 134L4 130L0 127V140ZM178 145V139L165 138L145 148L131 147L120 159L109 161L86 157L79 148L66 146L60 139L45 143L40 152L27 146L24 148L26 157L21 161L25 168L24 175L21 176L16 168L0 175V240L13 244L43 232L45 225L42 218L56 204L51 191L42 192L46 182L67 187L79 194L84 188L108 184L114 171L118 172L120 179L133 176L135 167L143 160L160 165L162 154ZM46 152L50 157L44 155ZM181 153L183 158H190L186 152ZM1 166H9L5 164L2 148ZM238 202L242 209H238L237 214L250 227L245 233L223 226L210 207H201L200 220L215 243V261L218 264H264V223L251 215L254 207L245 193L239 194ZM169 236L185 248L195 244V240L179 227L172 228ZM154 264L174 263L169 258L156 257Z\"/></svg>",
    "mask_w": 264,
    "mask_h": 264
},
{
    "label": "crops",
    "instance_id": "4",
    "mask_svg": "<svg viewBox=\"0 0 264 264\" xmlns=\"http://www.w3.org/2000/svg\"><path fill=\"white\" fill-rule=\"evenodd\" d=\"M1 169V168H0ZM5 170H4V172H5V174L8 172V171H10V170H14L15 168H12V167H9V166H7L6 168H4ZM23 170H24V168L22 169V167L21 168H19V167H17V171L19 172V174H22L23 173ZM0 175H4L2 172H1V170H0ZM51 184L50 183H45V185L42 187V189L43 188H45V187H48V186H50ZM47 193V192H46Z\"/></svg>",
    "mask_w": 264,
    "mask_h": 264
},
{
    "label": "clouds",
    "instance_id": "5",
    "mask_svg": "<svg viewBox=\"0 0 264 264\" xmlns=\"http://www.w3.org/2000/svg\"><path fill=\"white\" fill-rule=\"evenodd\" d=\"M249 264H250V262H249Z\"/></svg>",
    "mask_w": 264,
    "mask_h": 264
}]
</instances>
